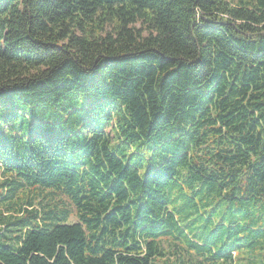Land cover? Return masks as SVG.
<instances>
[{
  "label": "trees",
  "instance_id": "16d2710c",
  "mask_svg": "<svg viewBox=\"0 0 264 264\" xmlns=\"http://www.w3.org/2000/svg\"><path fill=\"white\" fill-rule=\"evenodd\" d=\"M62 103L67 122L42 117ZM255 248L264 0H0V264H256Z\"/></svg>",
  "mask_w": 264,
  "mask_h": 264
},
{
  "label": "rangeland",
  "instance_id": "374dc122",
  "mask_svg": "<svg viewBox=\"0 0 264 264\" xmlns=\"http://www.w3.org/2000/svg\"><path fill=\"white\" fill-rule=\"evenodd\" d=\"M78 102L79 103L82 102L81 96L78 97ZM66 105H67V103H62L59 107H57V106H54L52 108L51 107H47L45 109V111L42 112V117L45 120L49 121V122H54L55 119H58V118H60L62 121H66L67 122V120L69 118V116H68V113L69 112L64 113L62 111V109ZM83 119L84 120H87L86 118H83ZM63 125H66V123L63 124ZM164 137H165V131H163L162 133L154 136V138L152 140H150V143L156 142V141H158V140H160V139H162ZM256 213H257V211H253V215H255ZM71 219H72V221L75 220V218H73V217ZM203 224H204L203 220L200 219V220L196 221V223L194 225L195 226H197V225H202L203 226ZM191 227L192 226L185 227L186 232H187V230H188V232L193 231L194 233H196L198 239H200L202 241H205V242L210 243L211 245H213L211 242L214 241V239L212 238V234H208V230L206 229V227H201V228H199L197 230H191ZM211 229H212V227L210 228V230ZM262 245H263V242H262ZM255 249L257 251L256 250H251V253H255V252L256 253H259V255L257 256V262H256V264H260L261 263L262 255L264 253V250H263V248L260 249V250H259V248H255ZM242 257H243V253H239L238 256H237V259L239 260V264H245V262L242 260ZM237 263H238V261H236V264Z\"/></svg>",
  "mask_w": 264,
  "mask_h": 264
}]
</instances>
